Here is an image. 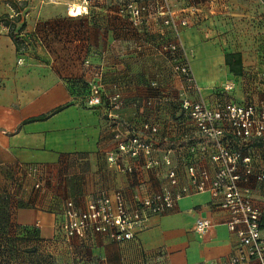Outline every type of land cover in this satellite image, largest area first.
<instances>
[{
    "label": "crops",
    "instance_id": "0c3cea01",
    "mask_svg": "<svg viewBox=\"0 0 264 264\" xmlns=\"http://www.w3.org/2000/svg\"><path fill=\"white\" fill-rule=\"evenodd\" d=\"M26 2L19 15L22 33H37L18 55L8 28L0 21V264H214L236 249L227 228L228 210L210 193L184 196L163 215L149 216L135 236L113 242L103 235L64 239L67 201L85 209L100 192L133 194L157 191L165 182L164 167L146 170L131 159L132 173L107 163L114 149L103 106L85 108L81 100L93 80L89 61L99 66L107 94L119 91V120L136 131L147 121L158 125L155 138L172 150L180 171L194 159L187 147L198 133L182 116L184 94L170 62L158 51L173 39L163 18L150 15L134 28L118 13L116 0H0V20L16 15L12 4ZM170 10L185 18L181 39L191 53L196 78L211 82L205 99L227 100L264 109V0H171ZM78 10L71 15V10ZM80 12V13H79ZM17 26H19L17 24ZM27 39V38H25ZM239 53L241 73L232 74L224 56ZM230 87V90H224ZM150 102L151 104H147ZM62 109L41 121H24ZM264 165V142L250 150ZM198 166L211 168L205 158ZM20 166L37 168L27 177ZM40 188H35V183ZM264 226V182L253 184ZM8 198L5 202L4 199ZM207 219L204 234L194 231L196 219Z\"/></svg>",
    "mask_w": 264,
    "mask_h": 264
},
{
    "label": "built area",
    "instance_id": "2783aa9c",
    "mask_svg": "<svg viewBox=\"0 0 264 264\" xmlns=\"http://www.w3.org/2000/svg\"><path fill=\"white\" fill-rule=\"evenodd\" d=\"M118 13L127 16L133 27H139L150 15L163 18L170 27L173 40L163 42L158 51L168 52L171 70L181 83V91H193L195 99H180L182 116L193 121L198 136L187 150L192 159L185 170L172 163V150L161 148L155 136L158 125L143 121L140 129L123 124L117 112L123 105L119 91L107 94L102 83V70L85 61L92 72L89 92L82 99L85 108L103 106L114 149L107 153V163L120 172L132 173L131 159L146 170L164 167L165 182L154 192L133 194L126 199L122 192H100L81 210L67 201L63 212L66 242L84 240L89 235H103L113 242L130 240L151 215H163L184 196L208 192L216 204L231 214L227 228L237 238L236 249L227 259L214 264H264V226L261 208L253 195V184L264 182V165L257 166L248 150L254 141L264 142V109L253 104H235L220 100L210 104L202 96L190 66V59L181 40V31L188 26L185 18L170 10L171 0H116ZM70 9H68L69 13ZM80 13V12H79ZM73 15V14H71ZM226 87L224 90H230ZM151 104L150 102L147 103ZM205 158L209 169L195 160ZM27 177H37V168L20 166ZM35 188H40L37 182ZM211 227L207 219H196L194 231L204 234ZM204 264V263H200Z\"/></svg>",
    "mask_w": 264,
    "mask_h": 264
},
{
    "label": "trees",
    "instance_id": "16d2710c",
    "mask_svg": "<svg viewBox=\"0 0 264 264\" xmlns=\"http://www.w3.org/2000/svg\"><path fill=\"white\" fill-rule=\"evenodd\" d=\"M117 4H118V3H117ZM24 6H26V2L21 3L20 6H18L17 4H12V8H13L14 10H16V11H15L16 15H15L14 17H12V18H9V17L6 15V16H4L3 18H1V20H0L1 23L4 24L5 27L8 28V35L10 36V38L12 39V41L14 42V45H15L16 51H17L18 55H20V56H22L24 53L27 52L28 47H29L28 43H29V41H30V39H31L32 37H33V40H35V41H38V40L41 41L40 37H39V36L37 35V33H35V32L32 33V34H30V33H25V34H23V33H22V30H23V28L25 27V22L21 19L20 15H19V12H20V10H21ZM118 7H119V4H118ZM118 10H119V9H118ZM124 17H126V19H128L127 16H124ZM128 21H129V20H128ZM129 23H130V22H129ZM144 23H145V21H143V23H142L139 27L143 26ZM17 24H18L19 26H17ZM130 24H131V23H130ZM139 27H134V28H139ZM25 38H27V39H25ZM172 40H173V39H171V40H165V41H162L161 43H163V42H164V43H165V42H170V41H172ZM161 43H159V45H161ZM159 45H158V47H159ZM158 47H157V48H158ZM168 55H169L168 52H165V53H164V56H165V57L167 58V60L169 61V56H168ZM88 62H89V61H88ZM84 63H85V62H84ZM89 63H90V62H89ZM223 64H225V65L228 67L229 71H230L232 74H234V75H239V74L241 73V71H242V69H241V58H240L239 53H230V54H226V55L224 56V63H223ZM90 65H92V64L90 63ZM98 67H99V66H97V68H98ZM102 75H103V73H102ZM103 80H104V79H103V77H102V83H103V85H104V87H105V84H104V81H103ZM105 91H106V89H105ZM88 92H89V84L87 85V91H86V93H84L82 99H84V97L88 94ZM81 101H82V100H81ZM122 101H123V100H122ZM106 104H107V103H106V99L103 98V106H106ZM61 109H62V107L57 108V109H55L54 111H52L51 113H49V114H47V115H43V116H39V117H35V118L28 119V120L24 121V123L44 120V119L48 118L49 116H51V115H53V114L59 112ZM105 117H106V116H105ZM106 119H107V118H106ZM160 145H161V143H160ZM162 146H165V147H172V146H174V145H173V143L167 141V142L162 143L161 147H162ZM4 201L7 202V201H8V198H5ZM79 240H81V239H79ZM81 241H82V240H81ZM68 242H69V241H68ZM5 258H6V255H5L4 253H0V262H1V261H4Z\"/></svg>",
    "mask_w": 264,
    "mask_h": 264
},
{
    "label": "rangeland",
    "instance_id": "374dc122",
    "mask_svg": "<svg viewBox=\"0 0 264 264\" xmlns=\"http://www.w3.org/2000/svg\"><path fill=\"white\" fill-rule=\"evenodd\" d=\"M71 10V9H70ZM70 12V11H69ZM182 38V37H181ZM182 40V39H181ZM182 42H183V40H182ZM183 45H184V47H185V49H186V52L188 53V56H189V59H191V53H190V51H188L187 50V48H186V46H185V44L183 43ZM192 64H191V62H190V66H191ZM98 68H100V67H98ZM191 70H192V66H191ZM192 73H193V71H192ZM194 75V74H193ZM195 77V76H194ZM195 81H196V83H197V86L200 88V90H201V92H202V96L204 97V96H206V89L210 86L211 87V82H208L207 83V81H205V80H201L200 78H196L195 77ZM139 194H141V193H139ZM64 239H65V237H64ZM66 241V240H65Z\"/></svg>",
    "mask_w": 264,
    "mask_h": 264
},
{
    "label": "bare ground",
    "instance_id": "6f19581e",
    "mask_svg": "<svg viewBox=\"0 0 264 264\" xmlns=\"http://www.w3.org/2000/svg\"><path fill=\"white\" fill-rule=\"evenodd\" d=\"M77 12H78V10H76V11H75V10H71L70 13H71V14H74V13H77Z\"/></svg>",
    "mask_w": 264,
    "mask_h": 264
}]
</instances>
